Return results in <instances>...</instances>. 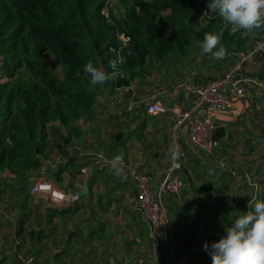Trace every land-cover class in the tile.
<instances>
[{"label": "crops", "instance_id": "obj_1", "mask_svg": "<svg viewBox=\"0 0 264 264\" xmlns=\"http://www.w3.org/2000/svg\"><path fill=\"white\" fill-rule=\"evenodd\" d=\"M225 61L212 74L218 77L233 65ZM183 62L149 60L128 86L103 88L94 119L79 121L82 137L62 126L49 130L43 166L26 183L3 171L0 264H212L204 245L226 236L225 226L249 210L250 199L264 200V58L240 75L250 81L247 95L215 116L219 144L212 155L193 148L187 127L176 128L170 113L147 109L156 100L188 107L189 85L202 84L209 63ZM180 67L188 69L176 71ZM182 73L191 80H182ZM80 148L116 158L110 168L101 167L106 160H88ZM175 150L185 181L181 193L162 191L160 178L151 181L173 225V236L166 237L154 233L137 209L133 174L153 176L172 163ZM42 178L79 193L80 202L49 207L44 194L30 192Z\"/></svg>", "mask_w": 264, "mask_h": 264}, {"label": "trees", "instance_id": "obj_2", "mask_svg": "<svg viewBox=\"0 0 264 264\" xmlns=\"http://www.w3.org/2000/svg\"><path fill=\"white\" fill-rule=\"evenodd\" d=\"M209 3L132 0L117 18L108 11L109 0H0V196L5 169L26 183L42 168L50 125L82 137L79 121L94 119L102 89L128 86L149 60L171 55L169 61L179 62L189 49L201 50L204 34L212 32L234 62L237 50L264 38L260 28L242 39L240 30L210 12ZM117 56L124 63L113 74L109 61ZM88 61L109 73L104 85H89Z\"/></svg>", "mask_w": 264, "mask_h": 264}, {"label": "built area", "instance_id": "obj_3", "mask_svg": "<svg viewBox=\"0 0 264 264\" xmlns=\"http://www.w3.org/2000/svg\"><path fill=\"white\" fill-rule=\"evenodd\" d=\"M233 58V65L222 75L208 79L202 84L189 85L191 98L188 107H182L179 104L166 106L160 100H156L148 106V112L170 113L176 128L187 127L188 139L193 148L208 155L214 154L219 144L215 138L217 129L215 116L226 112L234 98L247 95L250 81L247 77L240 75L248 66L264 58V38L253 40L247 48L235 52ZM80 153L91 161L107 160V154L101 152L80 148ZM180 157L179 150H175L172 163L156 170L153 176L144 173L133 174L137 189V209L154 233L161 231L166 237L173 236V225L163 205L161 194L154 192L151 181L153 177L160 178L162 191L179 195L185 186L184 179L178 175L183 168ZM81 171L87 173L86 167ZM30 192L44 194L51 208L69 207L81 200L79 193L59 189L45 178L38 179ZM32 260L30 258L28 262Z\"/></svg>", "mask_w": 264, "mask_h": 264}, {"label": "clouds", "instance_id": "obj_4", "mask_svg": "<svg viewBox=\"0 0 264 264\" xmlns=\"http://www.w3.org/2000/svg\"><path fill=\"white\" fill-rule=\"evenodd\" d=\"M208 9L240 30L242 39L248 38L254 30L264 28V0H210ZM200 48L216 60L227 55L220 36L212 32L204 34ZM128 55H132L131 49ZM123 63L124 58L120 56L109 61L113 74ZM84 71L90 76L92 88L104 85L110 78L109 73L91 61L85 64ZM248 209L241 211L231 226H225L226 236L204 245L212 264H264V200L250 199Z\"/></svg>", "mask_w": 264, "mask_h": 264}, {"label": "rangeland", "instance_id": "obj_5", "mask_svg": "<svg viewBox=\"0 0 264 264\" xmlns=\"http://www.w3.org/2000/svg\"><path fill=\"white\" fill-rule=\"evenodd\" d=\"M132 0H109V10L111 13H113L114 15H117L119 16V18H121L120 16L122 14H125V11H126V8L131 4ZM116 16V17H117ZM162 24L164 26H167L168 23L163 21ZM189 51L191 52H188L186 58L187 60H191V61H195V63H190V62H187L188 64H191V67H195L196 65L199 67V61L202 63V60L205 61V64H208L209 63V67H205L204 71L206 72V74L203 76L202 75V79H198L199 81H201L202 83H204L205 81H207L208 79H212V78H215L216 75L215 74H212L214 72L215 69H218L221 64H225L227 61V58H224L222 60H216L212 57V54L210 53H203L202 50H198V47L196 49L194 48H191L189 49ZM239 51V50H237ZM236 51V52H237ZM169 58L166 60L168 61L172 56H168ZM45 58L47 59V61L49 62V64H55L56 63V59L55 57L50 54V53H46L45 54ZM185 58V59H186ZM185 59H182L180 62V64H183L184 60ZM165 61V62H166ZM232 61V60H231ZM178 62V63H179ZM211 62V63H210ZM175 63H177V60H175ZM178 65V64H177ZM177 65H175V67H178ZM190 68V67H189ZM188 68H185V69H182L181 67L176 70V71H186ZM229 69V68H228ZM178 74H180L181 72H177ZM185 73V72H184ZM183 77L182 80H185V81H188V79L191 80V74H183L181 75ZM193 76V75H192ZM193 78H195L197 80V75L193 76ZM189 80V81H190ZM101 96H103L102 94V91H101ZM52 125H55L56 127V130H61V126L58 124V123H54ZM52 125H50L49 129H52ZM66 131V130H65ZM21 193L24 195V196H27V193H26V188H22L21 189ZM25 198V197H24Z\"/></svg>", "mask_w": 264, "mask_h": 264}, {"label": "water", "instance_id": "obj_6", "mask_svg": "<svg viewBox=\"0 0 264 264\" xmlns=\"http://www.w3.org/2000/svg\"><path fill=\"white\" fill-rule=\"evenodd\" d=\"M102 68V67H101ZM116 157H114L113 155H107V160L106 162H102L101 163V167H107L110 168L111 167V161H113Z\"/></svg>", "mask_w": 264, "mask_h": 264}]
</instances>
